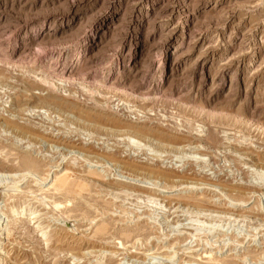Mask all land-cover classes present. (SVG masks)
Returning <instances> with one entry per match:
<instances>
[{"label": "rangeland", "instance_id": "1", "mask_svg": "<svg viewBox=\"0 0 264 264\" xmlns=\"http://www.w3.org/2000/svg\"><path fill=\"white\" fill-rule=\"evenodd\" d=\"M0 176V264H264V0H0Z\"/></svg>", "mask_w": 264, "mask_h": 264}, {"label": "bare ground", "instance_id": "2", "mask_svg": "<svg viewBox=\"0 0 264 264\" xmlns=\"http://www.w3.org/2000/svg\"><path fill=\"white\" fill-rule=\"evenodd\" d=\"M41 29V28H40ZM32 31V30H31ZM42 34V33H41ZM38 35V34H37ZM7 52V51H6ZM134 55V54H133ZM136 55V54H135ZM81 56V55H80ZM79 55H77V58H76V60H79L78 58L80 57ZM81 58V57H80ZM75 60V61H76ZM77 62V64H76V66H74L75 65V62H71V63H69L68 62V60L66 59L65 61H64V64H63V66H61V68H58V69H55V70H53L52 71V73L50 74V76H51V78H53L54 80H56L58 83L60 82L61 84H64V85H67V84H71V83H73V81H75V79L76 78H74V76L72 75L73 73H74V71H75V69L77 68V65H78V61H76ZM9 63V64H8ZM7 64L8 65H10L11 64V61L10 62H7ZM111 68H109V71L106 73V72H103V74L105 75L104 76V80H103V83H102V85H100L102 88H107V89H112L113 91L115 90H118V92H121V93H128V90H121V89H116V87H112V86H110L109 85V82L108 81H110V78L109 77H107L108 75L109 76H111L112 75V73H113V69L114 68H112V66H110ZM103 69H105V68H103ZM100 71H103V70H100ZM50 78V79H51ZM91 79V75H86L83 79H82V82H81V85H84L83 87H84V89H86L88 92H91V83L92 82H89V80ZM55 81V82H56ZM76 81H77V79H76ZM56 82V83H57ZM95 82V81H94ZM98 82V81H97ZM101 83V82H100ZM93 84V83H92ZM99 84V83H98ZM96 85H97V83H96ZM101 89V88H100ZM158 94L159 93H157L156 95H154L155 97H153V98H151V100H158V99H161V97H159L158 96ZM148 97V96H147ZM149 98V97H148ZM149 101H150V99H149ZM131 140V139H130ZM133 141V143H134V141H135V139H132L131 140V142ZM137 141V140H136ZM135 144H136V142H135ZM137 144H138V142H137ZM131 145V144H130ZM133 145V144H132ZM133 147V146H132ZM92 153L93 152H96V149H89ZM98 151V150H97ZM79 153V152H78ZM101 155H99V156H95V157H93L94 159H97V161H103V160H101L99 157H100ZM111 156H113V155H111ZM102 157H104V156H102ZM107 157H105V159H106ZM114 158V157H113ZM115 158H117V157H115ZM107 160V159H106ZM105 160V161H106ZM201 161V160H200ZM198 162V161H197ZM105 163H107V162H105ZM108 165V164H107ZM92 176V175H91ZM95 176H96V174H95ZM1 177V176H0ZM95 178V177H94ZM263 178V177H262ZM37 180H40V178H37ZM84 185V184H83ZM134 184H130L129 183V185H126V186H128V187H132ZM59 186H60V188H63V187H65L66 186V183H64V180L63 179H61L60 181H59ZM19 188L20 187H18V186H16V187H12V190L10 191V193H18L19 192ZM56 190H59L58 188H56ZM116 190V189H115ZM126 193H129L126 189H123ZM130 193H135L134 191H132V192H130ZM162 193H169V191H164V192H162ZM62 206H61V204H56V208L57 209H60ZM24 209L25 208H22L21 210L22 211H24ZM16 212V211H15ZM22 213V212H21ZM2 218L3 217H0V232L2 231V229H1V227H2ZM5 223V222H4ZM103 232V231H102ZM129 236H127V238H128Z\"/></svg>", "mask_w": 264, "mask_h": 264}]
</instances>
